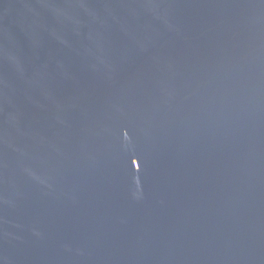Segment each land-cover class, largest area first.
<instances>
[{
  "label": "water",
  "instance_id": "water-1",
  "mask_svg": "<svg viewBox=\"0 0 264 264\" xmlns=\"http://www.w3.org/2000/svg\"><path fill=\"white\" fill-rule=\"evenodd\" d=\"M0 264H264V0H0Z\"/></svg>",
  "mask_w": 264,
  "mask_h": 264
}]
</instances>
